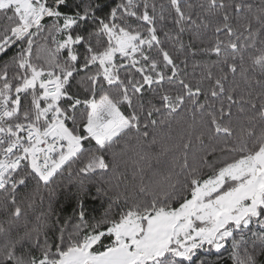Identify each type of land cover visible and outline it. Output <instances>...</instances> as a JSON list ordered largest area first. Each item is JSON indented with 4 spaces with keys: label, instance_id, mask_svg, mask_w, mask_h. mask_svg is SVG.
<instances>
[{
    "label": "snow or ice",
    "instance_id": "obj_1",
    "mask_svg": "<svg viewBox=\"0 0 264 264\" xmlns=\"http://www.w3.org/2000/svg\"><path fill=\"white\" fill-rule=\"evenodd\" d=\"M0 264H264V0H0Z\"/></svg>",
    "mask_w": 264,
    "mask_h": 264
},
{
    "label": "trees",
    "instance_id": "obj_2",
    "mask_svg": "<svg viewBox=\"0 0 264 264\" xmlns=\"http://www.w3.org/2000/svg\"><path fill=\"white\" fill-rule=\"evenodd\" d=\"M67 204V201L65 202ZM67 214H71V207H67ZM202 256L205 255V254H201ZM225 255H227V253H225ZM211 258H214V257H211Z\"/></svg>",
    "mask_w": 264,
    "mask_h": 264
}]
</instances>
